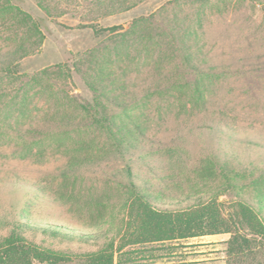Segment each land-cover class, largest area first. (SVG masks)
Listing matches in <instances>:
<instances>
[{
    "label": "rangeland",
    "instance_id": "rangeland-1",
    "mask_svg": "<svg viewBox=\"0 0 264 264\" xmlns=\"http://www.w3.org/2000/svg\"><path fill=\"white\" fill-rule=\"evenodd\" d=\"M45 2L52 17L37 0H0V240L24 211L36 225L25 236L72 254L34 264H84L103 236L40 226L114 234L127 164L159 210L214 197L227 212L238 198L261 207L264 183L249 180L264 177V0ZM210 158L242 162L234 190L222 192ZM248 221L246 244L219 233L136 245L131 264H264V231Z\"/></svg>",
    "mask_w": 264,
    "mask_h": 264
},
{
    "label": "trees",
    "instance_id": "trees-1",
    "mask_svg": "<svg viewBox=\"0 0 264 264\" xmlns=\"http://www.w3.org/2000/svg\"><path fill=\"white\" fill-rule=\"evenodd\" d=\"M86 0H76V2H85ZM93 9L104 8L100 4L101 0H93ZM109 7H114L115 4L109 1ZM125 3V2H123ZM121 2L120 5H123ZM39 9L45 12L47 16H53V12L46 4L45 0H37ZM117 10L123 11L125 8L120 6ZM92 11V10H89ZM137 22H134L131 27H134ZM34 30L37 29V24L32 25ZM79 27H87L95 29L96 26L92 24H79ZM112 30L123 29L121 26H113ZM59 72H63L61 67ZM14 68L9 66L4 67V72L12 74ZM44 73V72H43ZM91 89L96 90L95 84L89 83ZM94 121L102 125V117L92 115ZM98 117V118H96ZM104 122V121H103ZM120 132V130H119ZM117 146L121 148L124 136L120 135ZM127 152L125 153V155ZM124 155V154H123ZM124 155V156H125ZM129 157L133 154L129 153ZM129 158L128 162H131ZM236 160H232L235 163ZM210 166L214 172L222 178L224 187L222 192L225 193L235 189V183L238 177L245 175L242 169V162L236 161L237 167L229 164L220 163L217 158H210ZM126 186L129 189L128 202L125 213L121 218L119 227L115 233L106 232L101 234H90L85 231H77L57 225H42V231L49 233L52 236H61L71 241H85L95 237L103 236L104 242L99 246L95 252L79 255L84 264H131L134 262L132 247L143 244H164L167 241L173 240H187L190 238L200 237L204 235H213L219 233H232V243L238 241L246 244L247 240L239 236L242 231L244 221H248L249 227L256 228L258 233L264 231V221L260 218L264 208V195H258L257 203L261 206L259 209H254L247 201L238 198L232 203V211L227 212L224 205L217 202V198H209L207 201H198L196 204L180 210H159L157 209L150 198L145 194L143 187L138 181L132 168L127 164L126 166ZM264 183V177L252 178L249 180V185L257 188ZM25 212H16L14 214L9 233L0 240V264H34V261L43 262L46 260L64 258L69 259L72 255L68 251H57L47 247L40 246L25 236L24 227H35L25 219ZM256 220V223H252ZM111 234V235H110ZM168 248V246H167ZM240 249L234 250L238 254ZM77 256V255H75ZM78 257V258H79Z\"/></svg>",
    "mask_w": 264,
    "mask_h": 264
}]
</instances>
